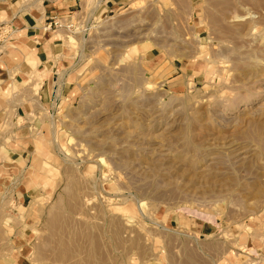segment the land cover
I'll use <instances>...</instances> for the list:
<instances>
[{"label": "rangeland", "instance_id": "rangeland-1", "mask_svg": "<svg viewBox=\"0 0 264 264\" xmlns=\"http://www.w3.org/2000/svg\"><path fill=\"white\" fill-rule=\"evenodd\" d=\"M86 1L88 29L65 37L82 91L22 163L44 179L39 199L0 191V262L218 264L228 243L247 251L264 238V0L94 14Z\"/></svg>", "mask_w": 264, "mask_h": 264}, {"label": "crops", "instance_id": "crops-1", "mask_svg": "<svg viewBox=\"0 0 264 264\" xmlns=\"http://www.w3.org/2000/svg\"><path fill=\"white\" fill-rule=\"evenodd\" d=\"M129 1L103 0L95 13L102 8L112 11ZM86 2L0 0V23L10 21L16 28L11 47L0 62V191L6 196L12 191L17 200L39 199L44 179H34L28 164L24 167L22 163H27V156L36 155L37 134L47 124L48 114L79 98L82 91L74 50L65 42L69 34L64 30L45 31L43 26L52 15L78 14ZM178 222L182 226L181 220ZM185 225L201 237L213 229V225L192 219ZM244 248L247 251L229 247L228 243L218 257L215 253L211 256L218 264H264V238L257 244L247 242Z\"/></svg>", "mask_w": 264, "mask_h": 264}, {"label": "built area", "instance_id": "built-area-1", "mask_svg": "<svg viewBox=\"0 0 264 264\" xmlns=\"http://www.w3.org/2000/svg\"><path fill=\"white\" fill-rule=\"evenodd\" d=\"M87 3V2H86ZM85 3V5H86ZM103 0H92V6H89L91 14H94L96 10L102 5ZM80 7L78 14L62 16L52 15L50 16L45 25L43 26L45 31H58L64 30L69 35H76L80 32L86 31L88 28L85 19L86 6ZM85 23V24H84ZM16 28L10 21H3L0 23V62L5 55L9 47H11L12 41L15 38Z\"/></svg>", "mask_w": 264, "mask_h": 264}, {"label": "bare ground", "instance_id": "bare-ground-1", "mask_svg": "<svg viewBox=\"0 0 264 264\" xmlns=\"http://www.w3.org/2000/svg\"><path fill=\"white\" fill-rule=\"evenodd\" d=\"M69 37H70V35H69ZM70 39H72L73 40V38H70ZM75 43V42H74Z\"/></svg>", "mask_w": 264, "mask_h": 264}]
</instances>
